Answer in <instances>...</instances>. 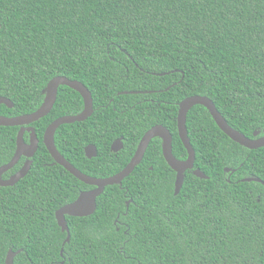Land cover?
Here are the masks:
<instances>
[{"label": "trees", "instance_id": "16d2710c", "mask_svg": "<svg viewBox=\"0 0 264 264\" xmlns=\"http://www.w3.org/2000/svg\"><path fill=\"white\" fill-rule=\"evenodd\" d=\"M58 75L83 82L94 100L88 120L56 132L71 163L125 117L138 136L169 128L174 155L186 159L177 115L191 95L208 96L231 126L262 136L264 0H0V95L14 102L0 104V114L36 110ZM82 108L81 94L61 85L51 112L31 124L40 139L31 169L0 186V264L10 249H21L13 264H264V182L244 180L264 181V147L235 142L199 104L187 128L195 167L208 178L187 170L175 194L176 172L156 138L122 186L106 187L94 214L67 215L63 245L56 211L92 186L51 164L43 136L53 120ZM19 129L0 126V166L13 158ZM99 157L88 174L109 176L129 160L117 166Z\"/></svg>", "mask_w": 264, "mask_h": 264}, {"label": "water", "instance_id": "95a60500", "mask_svg": "<svg viewBox=\"0 0 264 264\" xmlns=\"http://www.w3.org/2000/svg\"><path fill=\"white\" fill-rule=\"evenodd\" d=\"M163 74V73H161ZM61 85H66L76 91H78L84 100V109L82 112L73 115H64L56 118L52 121L46 128L43 136V142L47 147L49 153L54 159V163L63 166L67 171H69L76 178L81 180L82 182L95 186L93 189L83 190L80 192L78 197L62 207H60L56 211V218L58 225L62 228V231L67 232V238L64 241L65 245L71 239V232L67 220V215L83 217L89 216L95 213L97 210V199L103 193L105 188L109 185H122L123 180L128 177L135 168L141 163L144 154L149 146V143L156 137H161L163 139V155L168 163V165L176 172V180H175V194H178L183 187L185 174L187 170L193 169V173L200 178H208V175L201 169L195 168V160H196V151L191 143V139L189 136L188 128H187V115L189 110L195 105H203L205 106L215 122L219 126V128L225 132L232 140L245 146L249 149H258L264 147V135H260V131L257 130L254 132L253 137H249L238 129L234 128L229 124L227 119L223 116V114L218 110L214 101L205 95H191L184 98L179 103V110L177 115V125L178 132L182 143L184 144L188 156L186 159H178L173 152V136L169 129L162 124H156L152 126L150 129L146 131L143 135L142 140L131 160L128 164L119 172L106 177H96L91 176L79 168H77L73 163H71L57 148L55 143V134L57 129L63 124H70L75 122H80L86 120L89 116L92 115L94 111V101L93 96L89 88L80 80L70 79L64 75H58L52 78L46 87V96L42 104L34 111L17 115V116H5L0 114V126H20V130L16 139V152L13 158L6 164L0 166V185L1 186H12L19 182L22 178H24L29 170L31 169L32 161L27 160V162L23 165V167L11 176L9 179L4 180L2 178V174L5 171H8L12 167H14L22 156H26L27 158H31L35 155L39 148V138L36 132V129L31 124L40 120L41 118L48 115L54 104L57 100L58 90ZM129 93V92H124ZM137 93V92H135ZM0 104H5L8 107H13L14 102L5 96L0 95ZM26 131L30 132V142H26L25 133ZM94 148V147H92ZM91 147H87L86 151L88 152V156ZM226 171H231V168L227 167ZM246 181H260L264 182L258 177H250L245 178ZM130 201H128L127 206ZM21 252V249L14 251L10 249L6 256V263L13 264L14 259L18 253ZM64 252V248H62V254Z\"/></svg>", "mask_w": 264, "mask_h": 264}, {"label": "flooded vegetation", "instance_id": "af4514ba", "mask_svg": "<svg viewBox=\"0 0 264 264\" xmlns=\"http://www.w3.org/2000/svg\"><path fill=\"white\" fill-rule=\"evenodd\" d=\"M124 92H128V91H122V92H120V94H124ZM1 96H3V95H1ZM5 97H7V96H5ZM138 102H140V101H138ZM10 108H12V107H10ZM83 109H84V100H83V108H82V110ZM82 110L79 111L78 113L82 112ZM78 113H76V114H78ZM93 113H94V111H93ZM93 113H92V115H93ZM91 116H89L86 120H88ZM86 120H84V121H86ZM126 120H127V117L124 118V122L119 127H117L115 124H113V125H111L108 128V130H107V128H105L104 129V133L98 134V136H99L98 138H95V136H96L95 135L94 138H92L91 141H88L84 145V154H83L84 156L80 155L79 152H76L74 154V156H72L73 157V164L77 168H79L81 171H83L84 173L88 174L86 171H90L91 170L90 169L91 165L92 164H95L96 165V162H94L92 160L94 158L99 157V156L100 157H99L97 163H100V162H102V163H108V161H112V162H115V164L118 166L119 164H121L122 161H124L126 155H129V157L127 158V159H129L128 160V162H129L131 160V158L134 156V154H135V152H136V150H137V148H138V146H139V144H140V142L142 140L143 135L151 127L148 128L141 136H138L140 133L138 131H136L134 128H131L132 127V124L130 122L127 123ZM84 121H80V122H84ZM169 131L171 132L170 129H169ZM27 132L28 131H26V133ZM91 132H93V131H91V129H90V134H91ZM26 133H25V140H26V142H30V132L28 134V138H26ZM171 134L173 136V133L172 132H171ZM55 136H56V134H55ZM136 138H137V141H136ZM156 138H160L161 139V151H162V155H163V146H162L163 139L161 137H156ZM156 138H154L153 140H155ZM153 140L149 143V146L147 147V150H146L144 156L146 155V153L148 151V148L151 146ZM173 142H174V139H173ZM55 143H56V140H55ZM56 146L58 148V145L57 144H56ZM87 147H91V149L89 151V154H91V156H88V152L86 151V148ZM92 147H94V148H92ZM153 147H156V145L153 144ZM58 150H59V148H58ZM15 152H16V150H15ZM153 153L155 155H158V152H153ZM187 156H188V152H187ZM33 157L27 158L26 156H22L20 158V160L22 158H24L23 159V165H24L27 162V160H29V159L30 160H33ZM163 157H164V155H163ZM143 159H144V157H143ZM143 159H142V161H143ZM149 161H155V160L152 157V158L149 159ZM128 162L123 167H121L120 170H118L117 172L121 171L128 164ZM51 164H55V163L53 162ZM23 165H22V167H23ZM149 168L152 169L153 166H149ZM195 168L196 167L194 165V169ZM12 169H13V167L11 169H9L8 171H5L2 174V178L4 180L9 179L11 176H13L15 173H17L20 170L19 169V170L15 171V172H12L11 171ZM190 170H192V172H193V169H190ZM88 175H91V174H88ZM111 175H113V174H111ZM111 175H109V176H111ZM120 186H122V185H120ZM93 188H95V186H92L90 188L83 189V190H89V189H93ZM83 190H81V192Z\"/></svg>", "mask_w": 264, "mask_h": 264}]
</instances>
